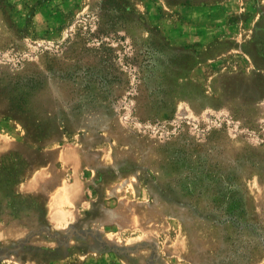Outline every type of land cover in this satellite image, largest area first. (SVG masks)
<instances>
[{
	"label": "rangeland",
	"instance_id": "rangeland-1",
	"mask_svg": "<svg viewBox=\"0 0 264 264\" xmlns=\"http://www.w3.org/2000/svg\"><path fill=\"white\" fill-rule=\"evenodd\" d=\"M0 264H264V0H0Z\"/></svg>",
	"mask_w": 264,
	"mask_h": 264
},
{
	"label": "trees",
	"instance_id": "trees-1",
	"mask_svg": "<svg viewBox=\"0 0 264 264\" xmlns=\"http://www.w3.org/2000/svg\"><path fill=\"white\" fill-rule=\"evenodd\" d=\"M13 107H14V104H13Z\"/></svg>",
	"mask_w": 264,
	"mask_h": 264
}]
</instances>
